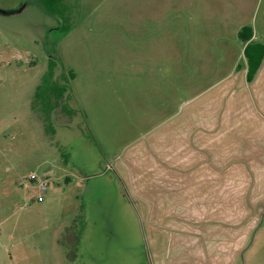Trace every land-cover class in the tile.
I'll use <instances>...</instances> for the list:
<instances>
[{
    "label": "rangeland",
    "instance_id": "rangeland-1",
    "mask_svg": "<svg viewBox=\"0 0 264 264\" xmlns=\"http://www.w3.org/2000/svg\"><path fill=\"white\" fill-rule=\"evenodd\" d=\"M190 1L59 0L53 13L43 0H0V264H149L148 239L138 228L142 207L114 162L129 140L170 112L156 106L163 92L150 100L138 90L165 75L182 85L183 54L196 73L203 49L214 46L210 36L234 34L228 18L235 4L222 18L208 0ZM243 5L264 11V0ZM51 64L53 81L66 90L58 107L45 86L36 92ZM252 85H239L236 101H219L217 115L206 117L205 167L223 183V210L190 224L249 238L260 227L261 241L264 83ZM141 98L146 106L136 104ZM32 173L48 180L47 192L30 183ZM228 178L235 188H224ZM253 252L258 257L245 264H264V248Z\"/></svg>",
    "mask_w": 264,
    "mask_h": 264
},
{
    "label": "crops",
    "instance_id": "crops-1",
    "mask_svg": "<svg viewBox=\"0 0 264 264\" xmlns=\"http://www.w3.org/2000/svg\"><path fill=\"white\" fill-rule=\"evenodd\" d=\"M194 1L200 4L196 3L198 0H191L190 3L194 4ZM205 4L214 5V14L222 10V18L229 15L226 6L235 4L228 18L234 34L229 37L222 32L215 37L210 36L214 46L203 49L204 64L196 66V73L194 65H190L192 56L183 54L182 67L186 74L182 75V85H174L173 78L165 75L163 81L157 83L156 79H150L147 88L138 90L137 95L143 92V96L150 100L153 99L149 94L163 92L165 96L158 100L156 106L170 112L146 134L129 140L114 162L113 171L120 174L122 184L134 194L142 207L143 220L140 221L143 227L138 228L140 235L144 234L148 239L149 264H235L239 258L245 264L249 259L258 257L253 252L255 249L259 246L264 248V239L260 241L258 238L260 227L249 238L250 233L244 237L233 236L232 233L225 236L226 232L222 235L220 226L210 228L202 223L197 229L190 224V221H204L205 214H220L223 210V183L213 172H206L205 167L206 149L210 147L202 140L207 133L206 117L217 115L214 110L219 101H236L241 93L238 86L249 83L244 53L247 45L264 46V11L247 12L243 7L247 0H208ZM195 7L199 9L200 5ZM213 15L208 17L207 22H214L215 19H211ZM243 27L252 29V36L246 42L238 37ZM164 66L168 63L163 66L158 64L160 68ZM191 72L196 78L191 77ZM260 80L264 83V58L249 84L254 87ZM246 95H249L248 92ZM247 99L250 100V97L247 96ZM148 101L141 98L136 100V104L146 106ZM218 129V126L212 128L210 136L213 137ZM209 144H215V141ZM216 145H220L222 150L221 140ZM147 151L148 159H144ZM228 181L224 188H235L231 178ZM148 206L149 219L146 216ZM193 231L199 232V235H191Z\"/></svg>",
    "mask_w": 264,
    "mask_h": 264
},
{
    "label": "trees",
    "instance_id": "trees-1",
    "mask_svg": "<svg viewBox=\"0 0 264 264\" xmlns=\"http://www.w3.org/2000/svg\"><path fill=\"white\" fill-rule=\"evenodd\" d=\"M58 1L59 0H45V1L43 0V3H45V5L47 4L48 8L51 9L53 13H55L53 7L51 6H53V4H57ZM20 10L21 9H17L13 13H18ZM251 36H252V29L250 27H243L238 33V37L243 42L248 41L251 38ZM244 53L247 58V81L250 83L254 79L258 71V68L261 64V60L264 58V46L260 44H249L245 48ZM53 71H54V65L51 64L49 71L43 77L42 80L43 84L37 87L36 92L37 95L40 94L43 89V86H45L49 94L56 99L57 102L55 101V103H56V107H58L59 106L58 101L62 100L66 90L64 89L63 86L53 81V75H54ZM69 75L71 76L72 79L74 78L72 73L71 74L69 73Z\"/></svg>",
    "mask_w": 264,
    "mask_h": 264
},
{
    "label": "built area",
    "instance_id": "built-area-1",
    "mask_svg": "<svg viewBox=\"0 0 264 264\" xmlns=\"http://www.w3.org/2000/svg\"><path fill=\"white\" fill-rule=\"evenodd\" d=\"M30 183L34 184L40 192L43 194L48 191L49 189V182L46 178H39L36 174H30L29 176ZM44 200L43 196H39L37 198L38 202H42Z\"/></svg>",
    "mask_w": 264,
    "mask_h": 264
},
{
    "label": "flooded vegetation",
    "instance_id": "flooded-vegetation-1",
    "mask_svg": "<svg viewBox=\"0 0 264 264\" xmlns=\"http://www.w3.org/2000/svg\"><path fill=\"white\" fill-rule=\"evenodd\" d=\"M21 10H22V9H21ZM21 10H20V11H21ZM20 11H19V12H20Z\"/></svg>",
    "mask_w": 264,
    "mask_h": 264
},
{
    "label": "water",
    "instance_id": "water-1",
    "mask_svg": "<svg viewBox=\"0 0 264 264\" xmlns=\"http://www.w3.org/2000/svg\"><path fill=\"white\" fill-rule=\"evenodd\" d=\"M1 12V11H0ZM5 13V12H4ZM7 13V12H6Z\"/></svg>",
    "mask_w": 264,
    "mask_h": 264
}]
</instances>
